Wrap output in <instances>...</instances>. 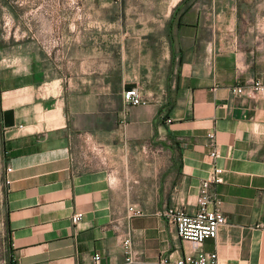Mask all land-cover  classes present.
<instances>
[{"label": "crops", "instance_id": "crops-1", "mask_svg": "<svg viewBox=\"0 0 264 264\" xmlns=\"http://www.w3.org/2000/svg\"><path fill=\"white\" fill-rule=\"evenodd\" d=\"M119 27L135 34V60L99 76L0 44L10 264H88L95 253L100 264H126L127 230L142 264L199 252L216 253L217 264H264V0H125ZM254 84L261 91L232 92ZM131 87L146 104H125ZM215 167L227 221L192 244L160 211L195 212ZM129 206L144 214L130 218Z\"/></svg>", "mask_w": 264, "mask_h": 264}, {"label": "rangeland", "instance_id": "rangeland-1", "mask_svg": "<svg viewBox=\"0 0 264 264\" xmlns=\"http://www.w3.org/2000/svg\"><path fill=\"white\" fill-rule=\"evenodd\" d=\"M124 6L125 0H0V44L38 50L66 74L99 76L124 56L135 60V34L119 32ZM1 153L0 124V164ZM4 185L0 166V264H10Z\"/></svg>", "mask_w": 264, "mask_h": 264}, {"label": "built area", "instance_id": "built-area-1", "mask_svg": "<svg viewBox=\"0 0 264 264\" xmlns=\"http://www.w3.org/2000/svg\"><path fill=\"white\" fill-rule=\"evenodd\" d=\"M261 87L258 84H254L249 89H245L241 86H235L232 88L233 93L252 94L253 92L261 91ZM123 100L127 106H137L146 104L147 101L142 97L140 89L138 87H131L123 91ZM208 137L212 139L214 135L208 134ZM213 156L217 155L216 150L211 153ZM11 168H6V171H10ZM222 168L215 167L214 171L210 174L207 180H203L200 185V191L196 201V210L193 213H187L178 206H170L162 209L160 215L170 224L175 226L178 236L192 244H200L204 240L209 238H215L218 229L221 225L227 221L226 216L220 209V200L215 196L212 191V186L219 184L222 179ZM9 181L5 180V185ZM129 217L141 216L144 214V210L140 208L128 207ZM82 219V213H75L72 216V222L77 224ZM119 245L124 255V261L126 264H142V260L136 250L134 249L132 233L127 230L119 238ZM216 253H204L199 252L196 256L186 255L174 261L173 264H217ZM161 264H171L172 262L163 258L160 261ZM88 264H100V255L95 253L91 262Z\"/></svg>", "mask_w": 264, "mask_h": 264}, {"label": "water", "instance_id": "water-1", "mask_svg": "<svg viewBox=\"0 0 264 264\" xmlns=\"http://www.w3.org/2000/svg\"><path fill=\"white\" fill-rule=\"evenodd\" d=\"M3 124L5 127L12 126L14 124L13 113L8 112L3 115Z\"/></svg>", "mask_w": 264, "mask_h": 264}]
</instances>
